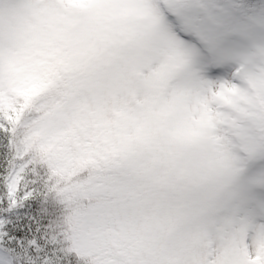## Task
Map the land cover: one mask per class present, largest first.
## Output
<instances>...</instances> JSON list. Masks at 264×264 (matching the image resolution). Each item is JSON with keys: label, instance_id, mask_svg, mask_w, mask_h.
<instances>
[{"label": "snow or ice", "instance_id": "1", "mask_svg": "<svg viewBox=\"0 0 264 264\" xmlns=\"http://www.w3.org/2000/svg\"><path fill=\"white\" fill-rule=\"evenodd\" d=\"M0 264H264V0H0Z\"/></svg>", "mask_w": 264, "mask_h": 264}]
</instances>
